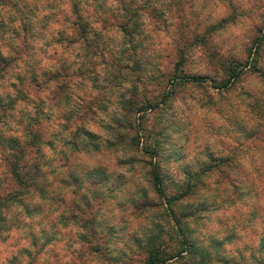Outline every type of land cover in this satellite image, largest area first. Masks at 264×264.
<instances>
[{
	"label": "clouds",
	"instance_id": "clouds-1",
	"mask_svg": "<svg viewBox=\"0 0 264 264\" xmlns=\"http://www.w3.org/2000/svg\"><path fill=\"white\" fill-rule=\"evenodd\" d=\"M0 264H264V0H0Z\"/></svg>",
	"mask_w": 264,
	"mask_h": 264
},
{
	"label": "trees",
	"instance_id": "trees-1",
	"mask_svg": "<svg viewBox=\"0 0 264 264\" xmlns=\"http://www.w3.org/2000/svg\"><path fill=\"white\" fill-rule=\"evenodd\" d=\"M233 70H234V74H236V70H237V66L236 65H233ZM14 146V145H13ZM181 198H177V200L175 201H170V202H176V201H179ZM174 209V208H173ZM175 210V209H174ZM179 222V221H178Z\"/></svg>",
	"mask_w": 264,
	"mask_h": 264
},
{
	"label": "rangeland",
	"instance_id": "rangeland-1",
	"mask_svg": "<svg viewBox=\"0 0 264 264\" xmlns=\"http://www.w3.org/2000/svg\"><path fill=\"white\" fill-rule=\"evenodd\" d=\"M182 199V198H181ZM179 201L176 202H170V204L173 206V208L175 209V205L178 203Z\"/></svg>",
	"mask_w": 264,
	"mask_h": 264
}]
</instances>
